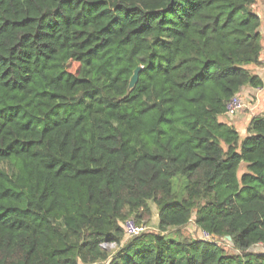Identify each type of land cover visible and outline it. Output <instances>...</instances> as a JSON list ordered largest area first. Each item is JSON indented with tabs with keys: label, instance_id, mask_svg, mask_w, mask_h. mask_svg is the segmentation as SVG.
Masks as SVG:
<instances>
[{
	"label": "trees",
	"instance_id": "16d2710c",
	"mask_svg": "<svg viewBox=\"0 0 264 264\" xmlns=\"http://www.w3.org/2000/svg\"><path fill=\"white\" fill-rule=\"evenodd\" d=\"M256 1L0 0V264H264V114L218 119L263 86Z\"/></svg>",
	"mask_w": 264,
	"mask_h": 264
},
{
	"label": "crops",
	"instance_id": "0c3cea01",
	"mask_svg": "<svg viewBox=\"0 0 264 264\" xmlns=\"http://www.w3.org/2000/svg\"><path fill=\"white\" fill-rule=\"evenodd\" d=\"M251 8L260 18L259 31L263 50L259 57L260 63L248 65L247 68L252 74L257 75L262 80L263 86L259 88L250 85L242 86L237 95L243 99L245 108L235 116L226 114L218 116L219 121L232 125L237 131V126H241L242 131L241 133L238 131V133L243 137L246 134V127L250 120L257 115L264 114V0H257L252 4Z\"/></svg>",
	"mask_w": 264,
	"mask_h": 264
},
{
	"label": "rangeland",
	"instance_id": "374dc122",
	"mask_svg": "<svg viewBox=\"0 0 264 264\" xmlns=\"http://www.w3.org/2000/svg\"><path fill=\"white\" fill-rule=\"evenodd\" d=\"M238 131L241 133V126H237ZM241 138L243 137L242 135L240 136ZM244 167L243 165L240 168V171H243ZM185 179L183 177L177 176L173 179V192L175 195V198L177 200H180L184 197V182ZM151 212L150 215L144 216L142 220L139 222V224L143 225L145 227L144 229V234H151V233H158L157 229V223H158V217H157V208L155 204L152 201L148 202ZM201 229L195 226L193 219H191L187 225L179 228H172L169 229L166 234V238H177V239H182V238H202L201 235ZM142 233V234H143ZM133 237H127L124 234L123 241L124 240H130ZM203 239V238H202ZM211 241H214L216 245H218L220 248L224 250L226 254H239V252L232 247V244L230 243V240L226 236H216L211 239ZM104 248L107 250H111L112 252L116 250L115 245L110 244V245H104ZM250 252H264V245L261 243L255 244L254 246L250 247L248 249Z\"/></svg>",
	"mask_w": 264,
	"mask_h": 264
},
{
	"label": "built area",
	"instance_id": "2783aa9c",
	"mask_svg": "<svg viewBox=\"0 0 264 264\" xmlns=\"http://www.w3.org/2000/svg\"><path fill=\"white\" fill-rule=\"evenodd\" d=\"M264 65V60H263ZM245 108V103L241 97L237 94L232 96L226 103L224 114L228 116H235ZM122 229L127 237H135L144 232L145 227L129 217L122 223ZM202 238L205 240H211L214 236L211 234L201 231Z\"/></svg>",
	"mask_w": 264,
	"mask_h": 264
},
{
	"label": "water",
	"instance_id": "95a60500",
	"mask_svg": "<svg viewBox=\"0 0 264 264\" xmlns=\"http://www.w3.org/2000/svg\"><path fill=\"white\" fill-rule=\"evenodd\" d=\"M139 70H140V67H137V68H135V70L133 71V74H132V76H131V78H130V80H129V85H130V86H133V85L135 84V82H136V80H137V74H138ZM226 237H227L228 239H230L229 236H226Z\"/></svg>",
	"mask_w": 264,
	"mask_h": 264
}]
</instances>
